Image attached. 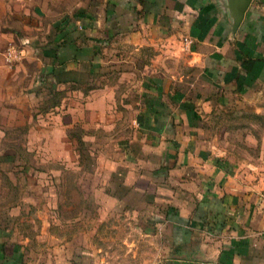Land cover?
I'll return each mask as SVG.
<instances>
[{
  "label": "crops",
  "instance_id": "0c3cea01",
  "mask_svg": "<svg viewBox=\"0 0 264 264\" xmlns=\"http://www.w3.org/2000/svg\"><path fill=\"white\" fill-rule=\"evenodd\" d=\"M1 17L0 183L19 150L25 169L50 153L54 185L98 168L92 214L126 234L116 256L73 213L32 256L5 208L0 264H264V0L235 29L228 0H0Z\"/></svg>",
  "mask_w": 264,
  "mask_h": 264
},
{
  "label": "rangeland",
  "instance_id": "374dc122",
  "mask_svg": "<svg viewBox=\"0 0 264 264\" xmlns=\"http://www.w3.org/2000/svg\"><path fill=\"white\" fill-rule=\"evenodd\" d=\"M3 22L4 18L1 17L0 23L3 24ZM11 44L18 45L20 44V40H18L15 36V39L11 41V43L6 44L1 49V56L6 47ZM24 59L25 58H23V60ZM30 65L32 66L31 68H36L35 63H30ZM125 122L129 124L128 120H125ZM125 122L121 123L122 127L123 124L126 125ZM116 129L115 134H118ZM14 131L15 134H19L15 135L14 147L16 149L17 147H22L20 145L22 141V132L20 128L19 130ZM124 134H126L125 131ZM106 136L111 137V139H115L117 135L112 134V132H107ZM99 138L101 137L99 136ZM2 148L3 146H0V149ZM23 154L24 158H27L26 153H22L21 150L15 152L14 167H10L7 169L8 173L14 177L13 186L5 184L4 179L1 180L0 210H3L5 208H13V214L11 217H3L5 219L3 220V224H12L14 227L13 229H16L18 233V239L20 237L28 239V243L26 245L27 253L33 256L36 254V250H39L41 253L42 251L44 252L46 258L49 257V252L54 251L52 243L55 240L60 239V237H58L60 232H62L63 234L68 233V230L70 228V226H68L70 215L73 213H83L86 211L90 214L86 216H83V214H77V217L79 218L77 225L79 227L98 228L99 232L97 234H94L92 237L94 242L102 243L103 239H108V242H106L110 245L108 250L114 252L116 256H123L122 254L125 250L122 247L119 248L117 243H119L118 238L122 239L123 235L126 233L123 231H116L113 233V231L111 230L114 229V225L117 223H113L114 221L112 220H109L107 223L101 222L100 220L95 221V219L98 217L92 214L95 209L98 208L96 205L101 206L100 193L92 198L93 193L98 192L100 189V170L94 167L92 172H88L87 175L88 177H90V179H88L86 178L87 176H85V172H87V169H84L82 166L77 165L78 167H76L75 169L72 168V170L63 168L60 169L62 171L63 177L62 184L54 185L52 176H49L48 173L51 170L56 169H52L51 163L43 165L42 161V159L46 157L48 159V157H50V153H43V158L41 157L40 153H37L40 156V160L38 159V155L36 153H32L29 156V159L39 160V166L35 161H31V167L26 169L23 167ZM33 155H35V159L32 158ZM75 158L78 161L79 159L81 162L84 161V157L81 156L80 153L78 154V156L76 155ZM96 158L97 157H94V160ZM3 170L0 168V176L4 174ZM80 179L82 180V182L80 183V187L78 188V186H76L74 182ZM96 185H98V189H94V186ZM54 210H56V213L54 212ZM0 219H2V217H0ZM60 220L62 225H59ZM95 223H97L98 225H96ZM102 229L104 231L105 229L108 231L102 232ZM93 233L94 232H88L86 234L92 235ZM137 235L138 234L135 233V236ZM37 244H39V247H37Z\"/></svg>",
  "mask_w": 264,
  "mask_h": 264
},
{
  "label": "built area",
  "instance_id": "2783aa9c",
  "mask_svg": "<svg viewBox=\"0 0 264 264\" xmlns=\"http://www.w3.org/2000/svg\"><path fill=\"white\" fill-rule=\"evenodd\" d=\"M25 44H11L3 52L4 63L7 67L12 68L18 61L23 59L26 54Z\"/></svg>",
  "mask_w": 264,
  "mask_h": 264
},
{
  "label": "water",
  "instance_id": "95a60500",
  "mask_svg": "<svg viewBox=\"0 0 264 264\" xmlns=\"http://www.w3.org/2000/svg\"><path fill=\"white\" fill-rule=\"evenodd\" d=\"M251 0H228V8L233 17V29L241 22Z\"/></svg>",
  "mask_w": 264,
  "mask_h": 264
}]
</instances>
